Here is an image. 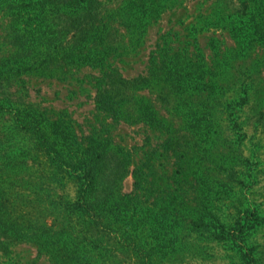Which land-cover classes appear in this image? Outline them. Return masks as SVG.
I'll return each instance as SVG.
<instances>
[{
    "label": "rangeland",
    "instance_id": "obj_1",
    "mask_svg": "<svg viewBox=\"0 0 264 264\" xmlns=\"http://www.w3.org/2000/svg\"><path fill=\"white\" fill-rule=\"evenodd\" d=\"M101 1L86 36L69 39L75 62L21 89L60 153L100 144L126 160L106 224L82 223L102 239L87 264H264V0H155L148 17ZM160 67L166 74L148 77ZM103 69L114 73L102 79ZM104 86L108 112L96 104ZM11 125L0 116V190L12 156L32 185L49 173L35 140ZM40 243L6 237L0 264H61L58 243Z\"/></svg>",
    "mask_w": 264,
    "mask_h": 264
},
{
    "label": "trees",
    "instance_id": "obj_2",
    "mask_svg": "<svg viewBox=\"0 0 264 264\" xmlns=\"http://www.w3.org/2000/svg\"><path fill=\"white\" fill-rule=\"evenodd\" d=\"M122 3L129 12L141 13L143 17H148L156 8L155 0H122ZM104 7L101 0H0L3 25L0 37L1 43H6L2 44L0 52L3 57L8 56L5 60L0 58V116L7 113L13 117L14 125L9 128L24 131L35 140L38 163L45 159L49 170L48 175H39L38 183L32 185L26 178L19 177L21 167L16 169L14 164L22 162L12 156L9 189L0 190L2 248L6 237L26 240L38 237L40 246L44 247L53 240L63 254L54 253L52 257L61 264L76 263L78 259H85L87 264L90 255L85 252L101 248L102 239L86 234L91 228L106 224L103 210L109 197L116 193L120 197L118 190L125 175L126 160L100 144L89 147L80 157L60 153L50 137L54 133H47L41 127L46 120L27 102V95L21 89L25 90L24 81L31 76H54L57 70L64 71L69 60L75 62L74 57L80 51L76 43L71 47L69 39H83L90 22L92 26L98 21L100 9ZM107 69L101 70L98 77L104 79L114 73ZM149 72L148 77L153 75L156 79L166 74L165 67L156 71L149 69ZM119 81L127 83L122 77ZM107 88H100L105 96L99 97V92L96 93V104L108 112L113 104ZM7 129L1 127L0 130ZM15 136L16 133L11 132L10 141L17 142L16 146L20 141ZM5 142L0 135L1 149ZM70 183L72 187L66 186ZM115 216L121 214L116 213L112 218ZM84 221L90 229L82 225ZM105 255L99 253L100 258Z\"/></svg>",
    "mask_w": 264,
    "mask_h": 264
}]
</instances>
